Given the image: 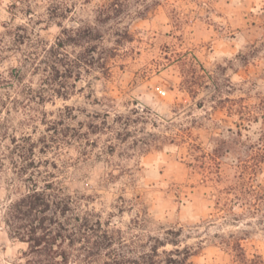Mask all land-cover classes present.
Wrapping results in <instances>:
<instances>
[{
	"label": "rangeland",
	"instance_id": "rangeland-1",
	"mask_svg": "<svg viewBox=\"0 0 264 264\" xmlns=\"http://www.w3.org/2000/svg\"><path fill=\"white\" fill-rule=\"evenodd\" d=\"M48 182L129 256L264 264V0H0V264L34 263L5 215Z\"/></svg>",
	"mask_w": 264,
	"mask_h": 264
},
{
	"label": "trees",
	"instance_id": "trees-1",
	"mask_svg": "<svg viewBox=\"0 0 264 264\" xmlns=\"http://www.w3.org/2000/svg\"><path fill=\"white\" fill-rule=\"evenodd\" d=\"M88 29L91 40H96L98 37L94 35V29L92 27ZM73 33H75L74 30ZM71 43L78 44L71 35L65 39L60 38L55 44L45 47L44 54L38 59L39 63H45L46 68L50 69L55 81L59 78L71 77L78 72L77 68H85L81 65L83 58L80 55L76 54L72 57L69 52L63 51L65 46ZM97 49L98 46L94 45L92 50ZM95 60L94 56L91 57L88 66H96ZM83 63L87 64V62ZM102 66L105 67V65ZM53 189L52 182L45 183L43 186L35 184L27 193L12 200L6 211L5 223L10 237L28 243L31 263L70 264L69 252L64 247L66 243L69 246L81 244V249L85 251L86 259H83L85 264L187 263V257H176L181 253L179 249L168 252L165 259H159V247L129 256L123 249L114 247V237L102 229L101 221H98L97 226H89L88 220L84 217L78 219H83L81 223H70L60 219L59 216H66L69 209L63 206L62 200L52 192Z\"/></svg>",
	"mask_w": 264,
	"mask_h": 264
}]
</instances>
